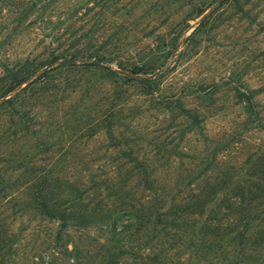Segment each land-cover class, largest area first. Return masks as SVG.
<instances>
[{"label":"rangeland","instance_id":"1","mask_svg":"<svg viewBox=\"0 0 264 264\" xmlns=\"http://www.w3.org/2000/svg\"><path fill=\"white\" fill-rule=\"evenodd\" d=\"M7 1H0V63L60 58L4 97L47 71L17 96L15 120L0 118V167L8 165L14 183L0 192V216H10L9 230L21 228L0 264H69L55 241L58 224L8 202L25 198L24 185L41 176L58 177L64 196H76L66 207L86 206L94 218L122 202L144 203L139 176L125 180L135 163L123 153L151 170L166 219L187 220L179 235L159 234L163 264H194L191 243L203 231L222 244L218 264L235 245L220 236L229 230L260 232L247 246L264 258V125L239 96L251 91L264 115V0H36L21 24L13 11L20 1ZM131 64L146 73H132ZM202 198V208L175 209ZM241 212L253 219L237 223ZM70 232L89 255L104 233L99 222ZM100 260L79 256L78 264Z\"/></svg>","mask_w":264,"mask_h":264},{"label":"trees","instance_id":"2","mask_svg":"<svg viewBox=\"0 0 264 264\" xmlns=\"http://www.w3.org/2000/svg\"><path fill=\"white\" fill-rule=\"evenodd\" d=\"M15 1L16 0L7 1V4L8 2L14 3ZM19 1L21 6L19 8H14L13 11L16 10V19L18 20V24H21L31 16L32 12L35 10L37 1ZM42 7L45 6L42 5L41 8ZM96 56L97 58L101 57L100 55ZM58 58H60V55H54L42 61H36L35 58L29 59V57H21L17 58L13 63H0L2 66V73L0 74V118L8 116L10 120H15L19 113L17 96L33 82L45 76L47 71L40 73L35 79H32L20 89V92L18 91L13 96L6 99H4V97L21 86V84L30 79L43 67L58 60ZM89 64L95 65V63ZM54 68L56 67L52 69ZM129 70L134 74L146 73L144 67L139 64H131ZM239 93L247 113L254 117V121L257 125H264L262 109L258 108L255 103H253V93L248 90L244 92L240 91ZM107 133L110 136L109 128L107 129ZM3 143V137L0 135V145ZM123 157L127 158L126 160L128 162L135 163V166L132 168L134 170L132 173L125 176V180L135 175L139 176L142 189L148 192L147 199L144 203L135 204L132 203V201L122 202L119 207L114 208L111 212L94 218L92 213L87 212L86 206L83 207L85 209L82 211H80L82 208H80L79 211H74L73 206L75 203L73 204V202L66 207V203L70 200H75L76 196L74 197L73 194L70 193V195L68 194L70 197L66 198L64 196V184H61L58 177L53 176L50 181L41 176L37 182L24 185L22 192L26 195L25 198H13L8 202L21 205V207L26 209L32 208L41 219L54 221L58 224L55 241L60 245L62 254L69 259V264H78L79 256L86 258L99 256L101 259L99 264H163L166 248L162 241L157 242L159 234L162 233L167 235L169 229L170 232L173 230V236L179 235L180 233L178 232L181 231V228H185L184 224L186 225L187 220L185 217L181 218L180 215L176 216L178 213L166 219L167 212L164 211V204L166 202L165 199H163L164 192L162 187L156 184V180L152 176L149 167L141 163V161L137 157L132 156L131 153H123ZM6 161L7 163L9 162L8 160ZM6 167H8V165H6ZM4 169L0 167V192L3 191L5 187L14 184L6 177L7 170ZM46 186H50L51 188L46 191L44 190L45 192L41 194L43 188ZM83 191L86 193L87 189L85 188ZM78 192L80 191H77V193ZM80 194L82 195L83 193L80 192ZM204 206L205 199L202 198L198 201L185 200V202H182V205L178 203L175 209L194 210L195 208H202ZM241 214L237 223L241 222L240 220L243 219L242 222L248 224V222L253 219V217H250V213L241 212ZM9 217V215L0 216V256H4L11 250L10 248L13 247L16 242V237L20 235L19 232L21 231V228H18L19 231L18 229L15 231L8 229L9 223L7 222V218ZM96 222L100 223V227L104 232L100 234L97 239L95 245L97 252L89 255V251H87V254H83L78 241L76 240L75 242L70 239L72 236L70 228L72 227L77 231L83 232L91 223ZM161 224H166L167 227L156 229L157 226ZM214 235L215 239H217V234ZM224 235L226 236V240H228L227 242L232 244L234 241L235 245H227L224 247L223 264H256L257 262L261 264L259 262H263V253L260 251V248H249L247 246L250 241L255 243L256 237H262L260 232L253 234L248 233L245 229L237 232L229 230L220 236ZM150 242H154V244ZM191 245L193 246V255H195L194 264H218V261H214V258H216V256L218 257V255H216V249L221 250L222 244L219 245L217 241L215 243H209V240L205 237L204 231L201 237L196 238Z\"/></svg>","mask_w":264,"mask_h":264}]
</instances>
